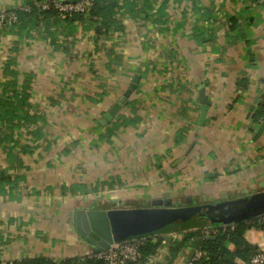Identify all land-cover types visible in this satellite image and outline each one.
<instances>
[{"label": "crops", "instance_id": "obj_1", "mask_svg": "<svg viewBox=\"0 0 264 264\" xmlns=\"http://www.w3.org/2000/svg\"><path fill=\"white\" fill-rule=\"evenodd\" d=\"M42 1L0 0V13ZM118 3L109 27L38 13L0 26L2 263L95 253L75 230L79 210L264 192V134L256 138L249 115L264 93V0ZM136 76L126 105L102 125ZM209 219L152 236L157 253L139 264H186L198 230L221 226ZM248 225L244 242L264 253L263 231Z\"/></svg>", "mask_w": 264, "mask_h": 264}, {"label": "water", "instance_id": "obj_2", "mask_svg": "<svg viewBox=\"0 0 264 264\" xmlns=\"http://www.w3.org/2000/svg\"><path fill=\"white\" fill-rule=\"evenodd\" d=\"M77 1H71L75 3ZM140 77L136 76L130 88L114 107L104 116L102 125L111 122L119 111L126 105L132 93L137 89ZM200 124H203L207 111V97L205 89L199 92ZM258 107L257 111H254ZM255 113V114H254ZM263 113L257 121L259 124L256 138L264 134V93L260 92L251 107L249 115ZM226 198V194L223 195ZM206 200V198H204ZM182 200L175 205L174 200L153 201L150 207L136 209L79 210L75 214V230L93 252L108 251L112 245L127 240L142 237H152L164 232L173 231L179 225L186 226L196 215H208L212 225L230 226L242 221L257 219L264 215V192L235 202L218 203L215 205H194L193 197ZM231 210L230 214H228ZM235 212V213H234ZM218 217H211L210 214ZM235 214V215H234ZM215 237L209 236V239ZM196 250L193 249L185 263L190 264Z\"/></svg>", "mask_w": 264, "mask_h": 264}, {"label": "trees", "instance_id": "obj_3", "mask_svg": "<svg viewBox=\"0 0 264 264\" xmlns=\"http://www.w3.org/2000/svg\"><path fill=\"white\" fill-rule=\"evenodd\" d=\"M119 0H101L96 2L88 17L94 20H102V25L109 27L110 24L114 23L115 13L118 8ZM128 1V0H126ZM31 10L25 11L16 10L14 11L18 19H20L24 13H29L26 15H34L38 13L39 16L46 18L49 14H54L59 16V14L54 10L50 9L48 11L42 12L35 6H30ZM37 14V15H38ZM74 16H82L81 14H75ZM69 17V18H71ZM68 18V17H66ZM263 113L254 115V120H259L262 117ZM251 221V220H250ZM249 221L240 222L231 226H226L221 228L220 232L212 237L214 239L205 238L202 239V229L200 228L197 232V241L195 243V249L201 250L204 255L199 260L193 262V264H237L236 259L244 261L246 264H250V259L257 254V251L254 247L250 246L244 242L243 237L246 229L250 227ZM227 243H232L237 247L235 252H232L227 248ZM159 247V242L152 243L151 239L148 238V241L141 247L142 260L143 261L147 256L154 255L157 253ZM0 264H107L103 260H97L95 258L85 256V257H75L65 259L63 261L57 262L54 259L46 257H37L33 259H24L22 261L12 262V263H2Z\"/></svg>", "mask_w": 264, "mask_h": 264}, {"label": "built area", "instance_id": "obj_4", "mask_svg": "<svg viewBox=\"0 0 264 264\" xmlns=\"http://www.w3.org/2000/svg\"><path fill=\"white\" fill-rule=\"evenodd\" d=\"M101 0H79L75 3L62 2L59 0H45L38 4V9L42 12L54 9L60 17L66 18L71 17L75 14H81L89 16L90 11L96 4ZM25 11H30L31 8H25ZM19 21L18 16L15 12H2L0 13V26L13 25ZM249 224L257 226L264 233V215L257 219L249 220ZM226 226H210L204 227L202 230V239L209 236L216 235L220 232L221 228ZM151 237H142L132 240L123 241L112 245L108 251H98L96 253L88 255L89 257L97 260H103L107 264H139L142 260L141 247ZM204 253L198 250L192 261L199 260L202 258ZM250 264H264V253H257L250 259Z\"/></svg>", "mask_w": 264, "mask_h": 264}]
</instances>
